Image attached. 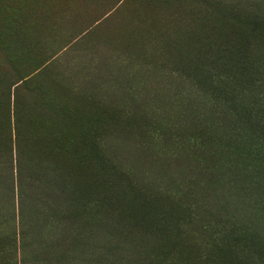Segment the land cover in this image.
Wrapping results in <instances>:
<instances>
[{"label":"rangeland","instance_id":"obj_1","mask_svg":"<svg viewBox=\"0 0 264 264\" xmlns=\"http://www.w3.org/2000/svg\"><path fill=\"white\" fill-rule=\"evenodd\" d=\"M0 264H264V0H0Z\"/></svg>","mask_w":264,"mask_h":264}]
</instances>
